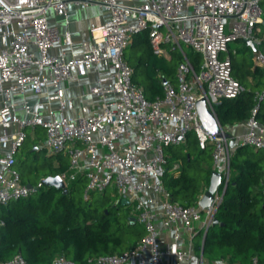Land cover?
<instances>
[{
    "label": "built area",
    "instance_id": "2783aa9c",
    "mask_svg": "<svg viewBox=\"0 0 264 264\" xmlns=\"http://www.w3.org/2000/svg\"><path fill=\"white\" fill-rule=\"evenodd\" d=\"M262 1L0 0V204L6 206L45 186L41 178L28 187L15 156L28 137L27 128L40 126L45 130L41 146L69 161L68 169L59 174L67 186L83 175L85 199L92 192L112 190L118 201L134 204V218L144 226L145 234L134 247L95 256L87 264H211L202 252L195 258L192 238L197 230L205 236L213 225L230 178L232 149L222 127L218 132L207 129L199 104L205 102L214 111L216 104L238 97L245 89L233 75L232 43L251 40L256 47L253 62L264 68ZM72 3L94 4L109 12L104 23L91 24L92 44L81 57L51 53L55 44L71 46L73 40L70 32L61 34L50 25L48 14L53 10L68 23ZM144 30L156 54L166 56L167 45L183 56L177 85L167 82L164 95L153 100L134 83V69L125 58L126 49ZM187 47L202 55L199 71L188 59ZM91 70L98 72L90 93L100 99V109L89 116L67 117L63 83ZM29 93L46 94V114L32 106ZM13 94L22 97V115ZM263 99L264 87L255 93L247 130L238 136L240 145L264 148L256 119ZM53 102L57 107L50 106ZM189 132H194L200 148L212 146L215 170L221 169L223 176L222 188L205 208L199 201L191 206L172 201L162 182L171 163L168 147L183 143ZM175 170L178 167L172 164L170 171ZM261 191L264 198V168ZM159 218L175 242L182 240L183 230L188 233L186 251L172 250L162 242ZM0 264L28 263L16 254ZM52 264L76 263L60 255ZM252 264L260 263L254 258Z\"/></svg>",
    "mask_w": 264,
    "mask_h": 264
},
{
    "label": "trees",
    "instance_id": "16d2710c",
    "mask_svg": "<svg viewBox=\"0 0 264 264\" xmlns=\"http://www.w3.org/2000/svg\"><path fill=\"white\" fill-rule=\"evenodd\" d=\"M263 5L264 0L261 2L262 9ZM138 43L145 48L137 65H132L133 81L144 89L148 99L162 97L163 79L175 84L183 56L167 45L169 58L156 54L148 36ZM138 43L134 39L132 46ZM243 47L251 51L246 41ZM186 52L195 70L199 71L202 55L190 47ZM232 65L233 75L245 89L238 97L224 99L214 106L222 125L246 121L256 105V86L262 84L264 87V69L253 65L251 55L239 58L238 54H232ZM256 119L264 126V99L259 103ZM37 139L31 140L33 143L29 152V156L35 158H38L39 151H46L36 142ZM35 146L38 148L34 149ZM168 154L169 161H181L179 173L170 171V163L162 175L171 200L184 206L196 204L214 170L212 146L200 148L194 132H189L183 143L168 147ZM54 155L58 157V162L52 170L33 173V177L21 174L23 182L36 184L41 178L65 172L69 161L62 154L45 156L39 166L51 165L48 158ZM19 163L17 160L16 165ZM263 168L264 148L239 145L231 153L230 178L216 213L219 223L211 225L205 236L201 230L193 237L197 240L196 251H203L209 262L252 264L257 258L260 264L264 263ZM85 186L86 179L82 175L68 184L67 194L55 187L43 186L6 206L0 204V219L4 220V225L0 226V262L21 254L28 264H52L60 255L76 264H87L95 256L120 253L134 247L144 236L145 229L137 228V221L131 219L133 216L130 213H118L120 201L102 209L95 208V196L103 193L92 192L90 198L85 199Z\"/></svg>",
    "mask_w": 264,
    "mask_h": 264
},
{
    "label": "crops",
    "instance_id": "0c3cea01",
    "mask_svg": "<svg viewBox=\"0 0 264 264\" xmlns=\"http://www.w3.org/2000/svg\"><path fill=\"white\" fill-rule=\"evenodd\" d=\"M85 7L87 9H85ZM68 17H69V22L66 23L65 19L62 16L58 15L55 11L50 10L48 14V21L50 25L57 27L61 34H64L67 31L70 32L73 40V44L71 46H64L62 43L55 44V46L51 50V53L58 54L64 51L68 57H81L87 50H89L92 44V38L90 34L91 24L104 23L109 17V12L107 11L104 13L101 9L96 7V5L89 7V6H83L72 3L69 5L68 8ZM243 43L244 41L239 40L235 42L234 45L231 46V49L235 50V53L233 54L234 55L238 54L239 58L248 57L249 55H251L253 61V52H254L253 47L250 46L251 51L246 50L243 47ZM253 65L257 66L254 64V62ZM97 77H98V72L95 70H91L84 77L75 76L71 80L63 83L67 98V109L65 111V115L67 117H76L77 115L80 114L89 116L96 113L100 109L101 106L100 99L97 96L92 95L90 93V88L97 80ZM249 80H252V76H249ZM262 86H263L262 84L256 86L255 91L261 90L260 88H262ZM49 91H51V89H49ZM27 97L30 100L32 106L39 107L43 113L45 114L47 113L49 106L45 104L46 94L34 95L32 93H29ZM1 99L2 97L0 95V102ZM12 99L18 104V112L22 115L23 110L20 106L22 97L18 94H13ZM50 106L55 108L57 107V103L53 102ZM199 112L201 119L205 124V126L207 127V129L213 132H218L220 131V127H222L225 130V132L229 136L232 152L240 145L238 141V136L245 133L247 130L245 121L236 124L222 125L217 117L215 110L212 111L211 108H209V106L205 102H201L199 104ZM258 133L262 134L264 137V126L261 124L258 129ZM167 153H168V149H167ZM170 162L173 165H176V167H178V170H175V173H179L181 169V161L175 159ZM213 168L215 170L214 165ZM217 170L221 171V169H217ZM207 187L208 186H205L203 188V192L201 196L204 194ZM157 224L162 229L161 240L166 246L170 247L172 250H179V251L187 250V244L191 238L189 237L188 233L185 230H183L182 240L179 242H175L173 240L172 231L162 226V221L160 218L157 220ZM199 231L197 230L196 233H198ZM192 242H193V253L196 258L199 256L201 252L203 253V251L200 252L196 251L195 243L197 242V240H193L192 238ZM142 255L146 257L145 256L146 254H142ZM135 259L136 260L139 259V256L136 257ZM211 264H227V263L214 262Z\"/></svg>",
    "mask_w": 264,
    "mask_h": 264
},
{
    "label": "rangeland",
    "instance_id": "374dc122",
    "mask_svg": "<svg viewBox=\"0 0 264 264\" xmlns=\"http://www.w3.org/2000/svg\"><path fill=\"white\" fill-rule=\"evenodd\" d=\"M90 6H95V5L94 4L89 5V7ZM96 7L101 9L104 13L107 12L106 8H104V7H100L98 5H96ZM85 9H87V8L85 7ZM263 9H264V5H263ZM145 36H148V32L146 30L137 34L135 36L136 42L138 43ZM234 44L235 43H232L231 46ZM144 48H145V45H143L142 43H140V44L138 43L135 46L130 45L126 49L125 58L131 66L137 65L138 58L142 55ZM186 51H187V48H186ZM167 55L166 56L169 58L170 53L168 52ZM175 81L176 82L174 85H177V77H176ZM27 134H28V138L26 139V142L20 147L18 152H16V154H15L16 159L19 160V162H20L17 166L18 170L20 171V173L24 177H27V176L33 177V175H34L33 173H36V172H40V173L49 172L50 170H52V168L58 162V157L56 155L50 156L48 158L51 165H46V166H39V164H42L44 162L45 156H49L48 150L39 151L38 158L29 156L30 147L32 145L31 140L36 137V138H38L36 140V142L40 143V145H42V143L44 141V137H45V130L40 126H37L35 128L29 127V128H27ZM118 198L119 197L116 195V193H114L112 190L108 189L103 194H99V195L97 194L94 198L93 204H94L95 208L102 209L106 205L116 204L118 202ZM126 212L130 213L134 217L135 212H134V204L133 203H129L126 206H122V205L120 206L118 213L120 215H122L123 213H126ZM137 228L143 229L144 226L137 222Z\"/></svg>",
    "mask_w": 264,
    "mask_h": 264
},
{
    "label": "water",
    "instance_id": "95a60500",
    "mask_svg": "<svg viewBox=\"0 0 264 264\" xmlns=\"http://www.w3.org/2000/svg\"><path fill=\"white\" fill-rule=\"evenodd\" d=\"M247 44L252 46L254 50L256 49L254 43L251 40H248ZM166 83H167V80L163 79V84H166ZM37 148H38L37 146L34 147V149H37ZM222 181H223L222 173L218 170H213L211 177H210L208 187H207L206 191L204 192V194L199 199V205L202 208L208 207L211 204L215 193L220 189V187L222 185ZM43 183L47 187H55L56 189L62 190V192L64 194L68 193V187L59 174L58 175H49V176L44 177ZM27 185H28V187L32 186L31 183H27ZM224 194H225V192L223 193V196H224ZM120 204L122 206H126L129 204V201L127 199H122L120 201ZM114 205H116V204H114ZM131 219L135 220L134 217H131ZM218 223H219V220H218V218L215 217L213 225H216Z\"/></svg>",
    "mask_w": 264,
    "mask_h": 264
}]
</instances>
